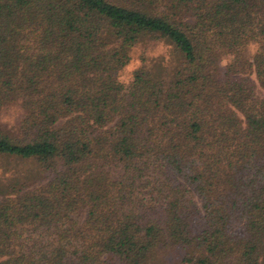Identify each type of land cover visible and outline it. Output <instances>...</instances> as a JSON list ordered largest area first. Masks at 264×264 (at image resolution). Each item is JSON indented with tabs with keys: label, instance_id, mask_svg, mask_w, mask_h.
<instances>
[{
	"label": "trees",
	"instance_id": "trees-1",
	"mask_svg": "<svg viewBox=\"0 0 264 264\" xmlns=\"http://www.w3.org/2000/svg\"><path fill=\"white\" fill-rule=\"evenodd\" d=\"M0 157V264H264V0H0Z\"/></svg>",
	"mask_w": 264,
	"mask_h": 264
},
{
	"label": "rangeland",
	"instance_id": "rangeland-1",
	"mask_svg": "<svg viewBox=\"0 0 264 264\" xmlns=\"http://www.w3.org/2000/svg\"><path fill=\"white\" fill-rule=\"evenodd\" d=\"M142 53L145 57L148 59L156 58L163 56L167 52L169 53V48L164 45L162 42H146L145 44L138 45L135 49H133L132 57L129 61V63L119 72L118 78L122 81L127 82L130 79L131 70L138 65V55L139 53ZM253 79V78H252ZM255 92L257 94L261 93L260 88L257 86V83H255ZM17 116H19V112L17 110H14L13 108L10 109L7 114L6 118L9 120V124L15 125L17 121ZM3 158V157H0ZM181 256V250L175 249L173 252H170L166 255L167 259L169 260H177Z\"/></svg>",
	"mask_w": 264,
	"mask_h": 264
}]
</instances>
